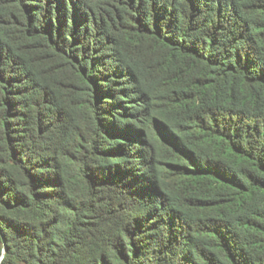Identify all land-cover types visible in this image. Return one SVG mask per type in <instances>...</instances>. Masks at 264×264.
Wrapping results in <instances>:
<instances>
[{
	"label": "trees",
	"instance_id": "16d2710c",
	"mask_svg": "<svg viewBox=\"0 0 264 264\" xmlns=\"http://www.w3.org/2000/svg\"><path fill=\"white\" fill-rule=\"evenodd\" d=\"M0 264H264V0H0Z\"/></svg>",
	"mask_w": 264,
	"mask_h": 264
},
{
	"label": "water",
	"instance_id": "95a60500",
	"mask_svg": "<svg viewBox=\"0 0 264 264\" xmlns=\"http://www.w3.org/2000/svg\"><path fill=\"white\" fill-rule=\"evenodd\" d=\"M2 256L0 257V260H1Z\"/></svg>",
	"mask_w": 264,
	"mask_h": 264
}]
</instances>
